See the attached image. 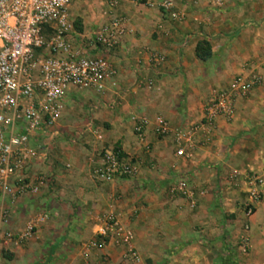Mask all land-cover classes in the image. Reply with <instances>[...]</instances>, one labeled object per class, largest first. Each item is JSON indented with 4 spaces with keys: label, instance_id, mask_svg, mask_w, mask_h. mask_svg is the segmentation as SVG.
Masks as SVG:
<instances>
[{
    "label": "crops",
    "instance_id": "1",
    "mask_svg": "<svg viewBox=\"0 0 264 264\" xmlns=\"http://www.w3.org/2000/svg\"><path fill=\"white\" fill-rule=\"evenodd\" d=\"M107 10L103 0L72 3L71 42L89 39ZM173 10L179 19L156 6L117 0L112 13L126 19L128 32L107 54L88 51L104 55L116 74L101 93H65L46 160L24 173L31 183L41 178L37 191L13 199L0 194V230L17 234L42 218L25 242L0 240V264H264V189L247 221L242 254V194L230 183L233 172L264 166V0H173ZM200 42L209 45L204 61L196 57ZM150 53L163 62L155 66ZM253 70L261 83L234 101L232 119L216 118L209 131L195 134L186 157H176L171 134L158 135L155 118L186 131L200 121L212 92ZM140 117L147 126L138 142L132 127ZM115 150L138 174L98 181L93 171L101 154ZM178 179L202 191L193 210L168 194ZM109 213L131 232L137 262L123 260V248L113 243L87 248Z\"/></svg>",
    "mask_w": 264,
    "mask_h": 264
},
{
    "label": "built area",
    "instance_id": "2",
    "mask_svg": "<svg viewBox=\"0 0 264 264\" xmlns=\"http://www.w3.org/2000/svg\"><path fill=\"white\" fill-rule=\"evenodd\" d=\"M86 0H0V194L10 199L37 191L36 183L25 181L24 173L34 162L47 157V143L55 134V126L62 112V99L69 90L101 93L105 83L116 72L104 55L90 56L88 51L99 50L107 54L117 47L119 39L128 32L126 19L113 15L117 0H103L108 19L97 27L86 41L73 44L68 8L74 2ZM145 6H156L170 19H179L173 10V0H136ZM155 65L163 57L150 53ZM261 83L256 71L234 76L226 87L212 92L205 100L202 117L186 131L170 130L162 118H155V130L160 136L171 134L174 155L187 156L195 134L211 129L216 118L230 121L233 104L245 97ZM146 88L152 82L145 83ZM147 119L140 117L133 123L132 133L138 142L143 141ZM46 140H45V139ZM138 174V167L119 151H104L93 176L100 182L128 179ZM230 183L238 188L242 198L238 209L243 217L238 248L247 252L248 219L255 205L262 199L264 166L257 172H233ZM170 197L182 199L190 210L196 207L197 191L187 181L178 179L168 188ZM3 214L0 212V219ZM42 221L39 217L28 223L17 234L0 230V240L21 244ZM132 234L123 228L116 216L109 213L95 231V238L87 248L101 249L113 243L122 247V259L137 262L138 256L130 246Z\"/></svg>",
    "mask_w": 264,
    "mask_h": 264
},
{
    "label": "trees",
    "instance_id": "3",
    "mask_svg": "<svg viewBox=\"0 0 264 264\" xmlns=\"http://www.w3.org/2000/svg\"><path fill=\"white\" fill-rule=\"evenodd\" d=\"M195 52H196V57L204 61L210 56L209 45L206 42L197 43L195 47Z\"/></svg>",
    "mask_w": 264,
    "mask_h": 264
},
{
    "label": "rangeland",
    "instance_id": "4",
    "mask_svg": "<svg viewBox=\"0 0 264 264\" xmlns=\"http://www.w3.org/2000/svg\"><path fill=\"white\" fill-rule=\"evenodd\" d=\"M76 23H77V21H76V22H75V21L73 22V28H74V29H76V26H77Z\"/></svg>",
    "mask_w": 264,
    "mask_h": 264
}]
</instances>
